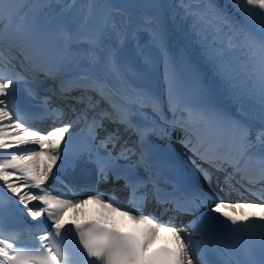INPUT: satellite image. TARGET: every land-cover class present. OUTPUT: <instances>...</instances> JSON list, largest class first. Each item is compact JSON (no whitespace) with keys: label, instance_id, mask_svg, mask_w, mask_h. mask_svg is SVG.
Masks as SVG:
<instances>
[{"label":"snow or ice","instance_id":"snow-or-ice-1","mask_svg":"<svg viewBox=\"0 0 264 264\" xmlns=\"http://www.w3.org/2000/svg\"><path fill=\"white\" fill-rule=\"evenodd\" d=\"M8 3L9 0H0V43L3 41V13ZM240 6L249 16L253 12L260 13V38L264 46V0H240ZM85 42L93 45L97 41L89 39ZM109 62L115 71V53L110 55ZM8 64H11L10 60ZM47 74L53 73L49 71ZM20 83V74L5 64L3 50L0 49V193L8 195L9 202H14L17 207L22 205L26 214L37 223V231H45V235H34L31 241L22 240L15 232L6 233L3 217L0 216V264H71V258L62 246L63 237L68 233L76 238L88 264H194L190 243L185 238L188 234L182 235L177 227L170 226L171 220L158 222L159 217L154 214H143L145 199H136V189L132 190V199L129 201L133 204L131 211L125 210V205L115 196H106L104 193L87 195L70 190L67 193L54 194L56 190L48 182L56 178L58 162L62 164L68 158L73 123H62L66 115L65 109L60 105H53L49 98H45L41 112L44 119L53 121V126L47 131L35 128L32 121L37 118L36 114L23 111L17 102L16 94ZM92 84L96 86L83 90L98 91L103 95L100 82L92 81L88 76L81 77L78 81L62 82L59 95L62 99L72 98L77 103H85L84 96L72 97L71 93L78 86ZM260 85L261 98L264 100V59L261 61ZM87 107L92 110L98 107L91 96L87 97ZM72 111L75 112V108ZM77 118L85 120L89 137L93 141L96 139L97 129L103 128L104 120L123 125L125 131L134 132L138 139L143 135L142 130L132 122L129 113L115 108L113 112L101 110L91 119L86 113L78 114ZM234 127L237 129L236 133L228 140L218 143L211 153L202 154L197 150L196 154L201 155L217 172L225 173L224 185L229 191L236 190L232 181L236 174H241L249 185L244 189L245 192L258 202L233 203L220 199L210 211L219 214V218L233 227L249 229L258 225L264 229V127L256 136V141L260 144L256 153L251 151L253 141L247 126L234 124ZM119 140V128L100 140V148L104 150L106 157L112 156L107 151L108 145L111 144L114 149ZM120 154L134 155L127 143L121 146ZM253 161L258 166V176L255 178L246 175L247 165ZM229 168L232 172H228ZM202 171L205 179L211 183L212 175L207 170ZM99 172L102 178H108L105 167L100 166ZM115 178L119 180L122 177L117 175ZM201 195L210 199L207 193ZM76 196L85 198H72ZM37 201L38 206L28 207ZM90 202L111 208L113 212H119L133 223L144 227L136 232L126 233L108 228L94 220L81 223L75 218L65 219V213L69 209H79ZM160 203L166 204L167 201ZM3 207L4 201L0 199V210ZM133 211L140 214L133 215ZM40 225L46 227L41 228ZM161 231L171 234L173 246L151 251V245ZM45 240L49 244H45Z\"/></svg>","mask_w":264,"mask_h":264},{"label":"bare ground","instance_id":"bare-ground-1","mask_svg":"<svg viewBox=\"0 0 264 264\" xmlns=\"http://www.w3.org/2000/svg\"><path fill=\"white\" fill-rule=\"evenodd\" d=\"M17 1L19 5L14 6L13 2L15 3ZM28 1L29 0H9V3L5 5L3 13V41L0 43V49L3 50L6 65H8L9 60L11 63L15 62L20 64L19 71H17L16 67H14L15 65L11 66V68L14 72L20 74L21 79H29L31 77L36 78V80L42 84L43 93L49 99L65 109L66 115L62 123H69L67 121L72 115H76V117L73 118L78 119L77 116L80 114V107L86 105V107H82V111H86V108L88 109L87 97L89 96L92 97V101L94 103L98 104L97 108L99 109L96 110L97 113L101 110L113 112L114 108L117 109L116 100L119 97L130 103L135 100H140L145 103V108H143V110H139L137 114L135 113V117L138 118V122H141L142 127L147 132L152 133L156 140L159 139V137L168 138L174 145L177 146V148L181 150L182 155L185 158H188L191 163L198 166L202 170H207L212 175L211 183H209L206 179L202 183L203 186L200 192V201L201 205H203L202 208L211 207L220 199L231 201L233 203L258 202L255 198L250 197L248 193L245 192L244 189L249 185L247 183V179L242 178L241 174H236L232 181L236 190L229 191L228 189H225L224 185L225 173L217 172L201 158V155H197L196 153L197 150L202 154L211 153L218 143L228 140L236 133L237 129L234 127V124H239L241 126H245L246 124L248 125L247 128L251 133V139L253 141L251 151L256 153L260 149V144L256 141V136L261 130V126H253L251 123L246 121V118L240 119L241 117H239L237 113H232L228 108L222 106L221 104L208 106L207 112L202 115L196 112L187 115L185 113V107H182L179 103L175 104L176 102L174 103L173 100L168 97V93H165L164 91V94L162 92L161 84L159 83L156 74H149L146 70H143L151 77L146 75L147 78H141L138 76L139 74H137V70H135L136 66L141 67V65H139L134 58L129 61L125 60L123 54L129 50H132V53L134 54V51L138 46L136 43L133 45L129 44L130 46L128 45L127 47L124 46L129 43L128 38L130 36L128 37V34L123 40L120 39L121 41L116 43L114 36H112L113 38L109 40L108 37L111 35L104 36L106 31L104 33L99 31L95 35L96 39L91 36L95 41H97L93 45H89L85 42L91 39V37L86 38L88 36L85 37L83 34L75 36L74 39L67 38V36L61 38L62 35L67 34V32L62 29L64 26H67L69 30L76 27L75 22L77 18L75 20L72 18V25L69 24L62 26L60 24L61 21L58 22L59 17L64 12L65 8H71L76 0H68L64 2L61 5L62 7L58 9L59 11L56 12H54L55 10L49 9H44V11H42L36 9L37 7L27 11V6L36 5L39 0H31L32 4L29 3L27 6H23V4H26ZM218 1L226 4L228 7H232L233 5L230 1ZM45 2L43 3L44 6ZM16 8L18 9L16 10ZM165 10L166 5L165 8L157 15H160ZM116 12L117 10L110 6V10L106 15V21L107 19L110 20L112 17L114 18V14ZM52 14H55V17L52 18ZM238 14L241 13L239 12ZM10 18L11 21H8ZM104 38L110 41L111 47L109 48V52L102 56V52L106 51V49L103 50V48H106L107 44V40H104ZM142 39V37H138L135 41H141ZM79 41L80 43L78 44ZM109 41L107 42L109 43ZM110 45L108 44V46ZM116 46L120 47L116 48ZM79 49L86 51V54L81 55L80 53H76ZM89 49H95L101 57H90L93 56L96 51L89 52ZM112 53H115L116 63L120 67L116 71L112 68H108L111 66L109 57ZM104 68H106V70H104ZM49 71L53 74L48 75L47 73ZM112 73H115V76H113L114 78L112 77ZM84 76H88V78L92 81H99L104 90L103 95H101L98 91L83 90L84 88L96 86L95 84H92L78 86L77 90L71 93L72 97L84 96L85 103H77L75 99H62L60 97L59 88L62 82L78 81ZM152 77L156 78V81L158 82L154 83ZM112 90L113 97L108 101L106 97L109 94L107 93ZM73 108H75V112L72 111ZM189 109L192 108L189 107ZM113 114L115 115V113ZM194 116H199L201 119L196 120ZM80 120H83V118H79V121ZM107 122L108 120H104L103 125L104 127L106 125L110 132L119 128L120 140L118 143L121 146L127 143V145L131 147L132 140L127 141V139L130 138L131 132L125 131L123 125L111 123L108 126L106 124ZM57 126H59V124H57ZM228 172H232V169L229 168ZM246 175L247 177L252 178L258 176V166L255 161L247 165ZM48 185L51 188L56 186L53 179L49 180ZM241 185H243V187ZM256 187H259V185H256ZM66 192V188L62 187V189L56 190V193L54 194ZM201 193H207L210 199L202 197ZM0 194L8 199V195L4 193ZM72 198L78 200L85 197L76 196ZM11 203L14 207H16V209H22V211L24 210L22 205L17 207L14 202ZM38 204V201L33 202L28 207L31 208L33 206H37ZM160 210L161 214L157 216L159 217L158 222L171 220L172 225L170 226L177 227L182 235L187 233L188 236L185 238L189 241V237L191 235L189 234L188 227L186 225L181 226L175 221V219L180 216L177 215L175 211H172L167 207H163ZM157 211L158 210L153 209L150 213L148 212V215L153 214V212H156L157 214ZM70 218H99L102 220L113 221L122 229H129L131 225L138 230L144 227L143 225L133 223V221L128 219V217L120 215L119 212H113L111 208H105L102 205L93 202H90L79 209H69L65 213V219ZM40 219L43 220V217ZM29 222L31 224V229L37 231V223L30 217ZM40 227L45 228L46 226L40 225ZM162 242H167L173 245L171 234L165 231L159 232L155 242L151 245V249ZM190 253L193 257L191 250Z\"/></svg>","mask_w":264,"mask_h":264},{"label":"rangeland","instance_id":"rangeland-1","mask_svg":"<svg viewBox=\"0 0 264 264\" xmlns=\"http://www.w3.org/2000/svg\"><path fill=\"white\" fill-rule=\"evenodd\" d=\"M66 1L44 0V6L43 0H39L36 5L27 6L32 4L29 0L23 6H27V11L37 7L42 11L56 12ZM226 1L233 3L232 10L241 14H234L217 0H164L166 10L160 15L147 17L117 10L114 18L106 21L111 6L107 0H76L71 8H65L58 22L61 21L62 26L72 25V18H77L76 27L71 30L67 26L62 28L67 34L61 38L74 39L83 34L88 36L86 38L93 36L96 39L97 32L106 31L104 36L111 35L109 40L114 36L117 43L128 34L129 43L124 46L135 43L138 46L134 54L132 50L123 54L125 60L134 58L141 65L135 68L141 78H147L143 70L156 74L162 92L168 93L175 104L185 107L187 115L195 112L202 115L208 106L221 104L237 113L240 119L246 118L253 126L264 127V100L260 85L261 61L264 59L260 38L261 16L259 12L247 15L240 6V0ZM13 5L18 6V1ZM138 37L143 39L135 41ZM107 41L102 56L110 50V41ZM76 53L84 55L86 51L79 49ZM90 57L101 55L96 51ZM152 78L154 83L158 82ZM245 126L248 127L247 124Z\"/></svg>","mask_w":264,"mask_h":264},{"label":"water","instance_id":"water-1","mask_svg":"<svg viewBox=\"0 0 264 264\" xmlns=\"http://www.w3.org/2000/svg\"><path fill=\"white\" fill-rule=\"evenodd\" d=\"M115 9L154 17L165 8L164 0H107Z\"/></svg>","mask_w":264,"mask_h":264},{"label":"trees","instance_id":"trees-1","mask_svg":"<svg viewBox=\"0 0 264 264\" xmlns=\"http://www.w3.org/2000/svg\"><path fill=\"white\" fill-rule=\"evenodd\" d=\"M225 6L228 7L226 4H225ZM228 8H230L231 12H233L234 14H238V13H239V12H237V11H233V10H232V7H228ZM238 15H240V14H238Z\"/></svg>","mask_w":264,"mask_h":264}]
</instances>
